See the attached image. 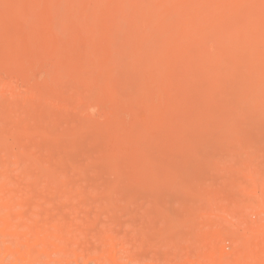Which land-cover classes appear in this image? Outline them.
<instances>
[{"label":"rangeland","instance_id":"rangeland-1","mask_svg":"<svg viewBox=\"0 0 264 264\" xmlns=\"http://www.w3.org/2000/svg\"><path fill=\"white\" fill-rule=\"evenodd\" d=\"M0 264H264V0H0Z\"/></svg>","mask_w":264,"mask_h":264}]
</instances>
